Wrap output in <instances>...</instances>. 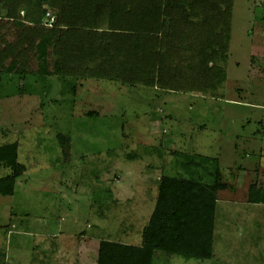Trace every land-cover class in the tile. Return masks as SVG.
Returning a JSON list of instances; mask_svg holds the SVG:
<instances>
[{
  "label": "rangeland",
  "instance_id": "374dc122",
  "mask_svg": "<svg viewBox=\"0 0 264 264\" xmlns=\"http://www.w3.org/2000/svg\"><path fill=\"white\" fill-rule=\"evenodd\" d=\"M147 1H155L149 31L134 34L156 39L150 75L179 71L200 85L191 92L159 81L145 87L147 69L134 72L133 85L99 78L80 72L92 66L85 58L79 67L77 56L63 77L3 66L0 178L15 163L26 171L12 196L0 195V264H30L31 256L34 264H71L75 255L96 264L99 241L136 244L150 213L129 229L120 218L128 205L113 200V187L132 173L135 189L143 173L189 178L182 165L197 156L216 160L230 188L217 192L213 259L162 256L154 264H264V205L247 201L250 185L264 186V149L243 145L264 133V0H232L226 29L203 0Z\"/></svg>",
  "mask_w": 264,
  "mask_h": 264
},
{
  "label": "trees",
  "instance_id": "16d2710c",
  "mask_svg": "<svg viewBox=\"0 0 264 264\" xmlns=\"http://www.w3.org/2000/svg\"><path fill=\"white\" fill-rule=\"evenodd\" d=\"M153 2L0 0V91L6 63L7 71L15 66L17 70L27 71L35 65L39 75L63 77L71 70L67 65L72 56L81 58L79 67L83 66L82 59H90L88 63L92 68L80 72L86 71L122 84H135L134 72L140 74L147 69L149 77L142 76L140 82L147 88H152L157 81L169 92L187 93L200 87L191 79H185L179 71L176 78L162 73L150 75L155 63L151 51L156 48V39L134 33L149 31L146 27H150L148 15L152 12ZM203 2L207 15L218 14L215 24L221 21L226 29L231 18L232 0ZM9 34L13 35L12 41L11 38L8 40ZM51 52L55 58L50 61ZM77 70L73 74L79 75ZM130 157L136 159V156ZM216 162L191 157L180 164L188 170L189 178L161 175L154 209L142 230L141 245L102 240L96 264H154L162 256H179L201 262L212 260L217 192L229 188ZM25 171L24 165L15 163L10 174L0 178V195L12 196L16 181ZM203 178L208 182H203ZM247 201L264 205V190L257 183L250 185Z\"/></svg>",
  "mask_w": 264,
  "mask_h": 264
},
{
  "label": "crops",
  "instance_id": "0c3cea01",
  "mask_svg": "<svg viewBox=\"0 0 264 264\" xmlns=\"http://www.w3.org/2000/svg\"><path fill=\"white\" fill-rule=\"evenodd\" d=\"M257 135H258V133L253 134L250 139H247L243 143V145L247 146V148H251V147L254 146L255 143H257L258 145H261L262 148L264 149V133H262V136L260 137L261 139H259V140L256 139ZM262 151L264 153V150H262ZM259 157L261 158V164H262L261 170H263V176H264V155H262V156L260 155ZM133 175H135V173H132L131 175H128L127 178H122V180L119 182V184L115 185L113 187V189H112L113 190V196H114L113 200H115L117 202L119 207L122 204H127L128 205V207L125 208L123 212L122 211L120 212L121 213L120 214V218H122V219L129 218V222L127 224L129 229L131 228V226L133 224H135V221L142 216L141 213H150L149 216L147 215L148 216L147 222H148L149 217H150V215H151V213H152V211L154 209V208H152V205H153V203L155 205V201H156V198H157V185H158V183L156 181H158V179H159L158 178V179H156V181L155 180L152 181V179H150V178H152L151 175L148 174V175L144 176V173H143V174H141L140 181L137 184V188L135 189L132 186H130V182H129L130 178H131L130 176H132L131 179H133ZM143 176L146 177L144 180L142 179ZM147 182H149V185L151 183H154V187L152 189L153 193H151V191L149 190V187L147 186ZM258 186H261V188L264 190V186H262L261 183H258ZM106 192H107V195L109 194L108 197L106 198V199H108V198H110V193H108V191H106ZM253 205H255V204H253ZM147 207H149V210L145 211V210L148 209ZM103 213H108V210L106 212L103 211ZM89 226L90 227L96 226L100 230L103 228V225L101 226L100 224L91 223V225H88V227ZM143 228H142V230H143ZM142 230H141V233L138 234V236L134 239V241H135L134 243H136V244H125V245H131V246H139V245H141ZM121 236L128 237V233L122 231L121 232ZM128 239L130 240V237H128ZM108 241H110V240H108ZM63 248H65V247H63V245H61V243H59L60 251L64 250ZM97 251H98V248L96 249V258H97ZM78 259L79 258L75 255V256H73V257H71L69 259V262L71 264H79ZM31 260H33L32 256H31L29 262H30V264H34L33 261H31ZM20 264H22V263H20Z\"/></svg>",
  "mask_w": 264,
  "mask_h": 264
}]
</instances>
